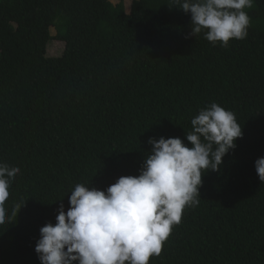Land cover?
Listing matches in <instances>:
<instances>
[{
    "label": "trees",
    "instance_id": "1",
    "mask_svg": "<svg viewBox=\"0 0 264 264\" xmlns=\"http://www.w3.org/2000/svg\"><path fill=\"white\" fill-rule=\"evenodd\" d=\"M178 6L134 0L127 13L125 0H0V163L20 168L0 264H41L40 229L56 223L61 203L68 210L77 184L106 191L138 176L152 137L191 147V119L213 102L234 112L243 137L203 175L199 205L150 264H264L255 168L264 157V0L246 10L247 38L227 47L191 36Z\"/></svg>",
    "mask_w": 264,
    "mask_h": 264
},
{
    "label": "clouds",
    "instance_id": "2",
    "mask_svg": "<svg viewBox=\"0 0 264 264\" xmlns=\"http://www.w3.org/2000/svg\"><path fill=\"white\" fill-rule=\"evenodd\" d=\"M191 15V36L203 32L213 45L227 47L230 40L248 36L251 18L247 9L255 0H176ZM186 139L152 137L138 176H121L106 191L77 184L61 203L56 223L40 229L35 251L41 264H150L159 256L186 208L200 201L202 177L219 171L223 158L235 149L243 127L233 111L218 103L202 108L191 119ZM264 183V157L255 161ZM19 167L0 163V225L10 221L5 202ZM23 207V206H22ZM17 204L12 215L22 208Z\"/></svg>",
    "mask_w": 264,
    "mask_h": 264
},
{
    "label": "rangeland",
    "instance_id": "3",
    "mask_svg": "<svg viewBox=\"0 0 264 264\" xmlns=\"http://www.w3.org/2000/svg\"><path fill=\"white\" fill-rule=\"evenodd\" d=\"M134 0H125V6H126V11H127V13H129L130 12V9H131V5H132V2H133ZM112 2L114 3V4H117L118 3V0H112ZM51 33H52V35H55L56 34V31L52 28L51 29ZM64 43H62V42H59V41H54L52 44H51V50H53V52H60V51H62L63 50V48H64ZM61 53V52H60ZM49 55V54H48Z\"/></svg>",
    "mask_w": 264,
    "mask_h": 264
}]
</instances>
